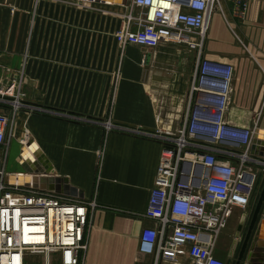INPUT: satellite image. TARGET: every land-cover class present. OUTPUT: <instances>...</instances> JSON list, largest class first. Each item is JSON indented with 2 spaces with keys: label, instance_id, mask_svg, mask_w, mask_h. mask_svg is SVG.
I'll list each match as a JSON object with an SVG mask.
<instances>
[{
  "label": "crops",
  "instance_id": "obj_1",
  "mask_svg": "<svg viewBox=\"0 0 264 264\" xmlns=\"http://www.w3.org/2000/svg\"><path fill=\"white\" fill-rule=\"evenodd\" d=\"M219 7L207 21L203 57L233 68L225 122L264 131V0H247L237 14L230 0ZM129 8L116 0H0V89L14 82L25 94L13 118L2 110L4 182L33 178L54 192L62 186L55 180H65L80 200L96 203L79 264L152 263L138 252L150 223L137 214L147 208L163 140L183 118L194 68L195 51L186 47L121 48L114 34ZM260 166L250 207L234 208L218 239L233 258L264 183ZM263 210L264 203L243 264L264 250Z\"/></svg>",
  "mask_w": 264,
  "mask_h": 264
},
{
  "label": "built area",
  "instance_id": "obj_2",
  "mask_svg": "<svg viewBox=\"0 0 264 264\" xmlns=\"http://www.w3.org/2000/svg\"><path fill=\"white\" fill-rule=\"evenodd\" d=\"M230 1L234 14L245 10L247 0ZM219 9V0H132L114 34L121 48L172 44L195 51L183 118L163 140L147 208L137 214L150 223L138 236V252L151 264H225L216 255L219 236L234 208L250 207L258 183L253 166H264L249 154L255 128L225 122L233 68L203 57L207 21ZM24 98L14 82L0 89L4 151L9 119L2 110L13 118ZM96 207L94 201L8 185L0 160V264H79Z\"/></svg>",
  "mask_w": 264,
  "mask_h": 264
},
{
  "label": "water",
  "instance_id": "obj_3",
  "mask_svg": "<svg viewBox=\"0 0 264 264\" xmlns=\"http://www.w3.org/2000/svg\"><path fill=\"white\" fill-rule=\"evenodd\" d=\"M131 1L132 0H122V1H119V0H116V2L122 4V6H125V7H130L131 6ZM96 2H101V0H96ZM263 138L264 137V131L263 130H255V133L253 135V139H252V142H251V146H250V150H249V154L252 156V157H255V158H258L260 160H264V142H261L260 138ZM23 169L26 173H29V174H42L43 172L41 171H37V170H30L29 168H26L25 166H23ZM15 181L17 182V184H24L25 182V185L26 187H33V188H37V189H40V190H44V191H52V188H45L43 186H40V185H37L35 180L32 178L30 180L29 183H26L27 179H23L22 176H19L18 178H15ZM51 182V181H50ZM55 182H62V186L61 188L56 189L54 190L55 193H58V194H62L64 196H67V197H72V198H76V199H81L82 198V194L81 192H78V190H76L75 188H72L70 186L67 185L66 181L65 180H55ZM264 203V183H263V186H262V189H261V192H260V195H259V198H258V201H257V204H256V207L254 209V212L252 214V217H251V221H250V224H249V228H248V231H247V234H246V237L244 239V242L242 244V247L240 248V251H239V254H238V258H237V261H236V264H240V261L242 260L243 258V255H244V252H245V249H246V246H247V241L249 239V236L253 230V227L255 225V222L257 220V217H258V214L260 212V209L262 207V204ZM263 213H264V210H263ZM262 222H264V220H262ZM260 228L257 230L256 232V239L258 240L259 237H260ZM255 251H252V253L255 254ZM258 252H261V254L264 256V250H257ZM262 255L260 256L261 258L257 259V256H253L251 255L250 256V259L249 261L247 262V264H264V257H262Z\"/></svg>",
  "mask_w": 264,
  "mask_h": 264
},
{
  "label": "rangeland",
  "instance_id": "obj_4",
  "mask_svg": "<svg viewBox=\"0 0 264 264\" xmlns=\"http://www.w3.org/2000/svg\"><path fill=\"white\" fill-rule=\"evenodd\" d=\"M116 18H117V20L119 22L120 19L122 18V16L121 17L120 16H117ZM225 231L227 232L226 229L225 230L224 229L222 230V232L220 234V237H219L220 239H222L223 237L226 238L224 236ZM221 259L225 262V264H236V261H237V257L236 258H233V257H231V254L228 257H221ZM243 263H244V259L242 258V260L240 261V264H243ZM182 264H187V263L186 262H183Z\"/></svg>",
  "mask_w": 264,
  "mask_h": 264
},
{
  "label": "flooded vegetation",
  "instance_id": "obj_5",
  "mask_svg": "<svg viewBox=\"0 0 264 264\" xmlns=\"http://www.w3.org/2000/svg\"><path fill=\"white\" fill-rule=\"evenodd\" d=\"M216 254L221 255L222 257H228L229 256V249H224L220 245L217 246Z\"/></svg>",
  "mask_w": 264,
  "mask_h": 264
}]
</instances>
